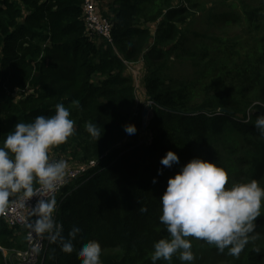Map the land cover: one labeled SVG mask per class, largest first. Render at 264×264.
Here are the masks:
<instances>
[{
  "label": "trees",
  "instance_id": "16d2710c",
  "mask_svg": "<svg viewBox=\"0 0 264 264\" xmlns=\"http://www.w3.org/2000/svg\"><path fill=\"white\" fill-rule=\"evenodd\" d=\"M102 1L107 8L96 2V12L111 22V42L86 33L83 0H0V143L16 123L50 117L61 103L75 122L74 134L48 154H65L75 165L96 160L55 201L52 215L62 236L68 238L73 226L82 230L74 251L64 253L49 238L41 264H81L77 251L88 240L100 243L102 264H152L154 243L169 236L159 220L160 197L180 167L161 165L169 150L180 165L199 157L235 173V183L255 180L264 188V136L255 127L264 115V16L242 61L213 57L201 75L177 79L168 74L170 55L180 56L190 9L175 0ZM259 6L264 9V0ZM127 66L141 76L138 89ZM147 101L152 116L143 127L140 111ZM89 122L103 134L98 141L86 131ZM129 123L137 128L134 135L124 131ZM229 125L243 136L239 168L225 164L215 146ZM38 185L34 180L33 189ZM254 223L239 256L188 237L192 262H182L178 252L156 264H264V207ZM24 234L0 215L2 248L24 249Z\"/></svg>",
  "mask_w": 264,
  "mask_h": 264
},
{
  "label": "clouds",
  "instance_id": "9594fccd",
  "mask_svg": "<svg viewBox=\"0 0 264 264\" xmlns=\"http://www.w3.org/2000/svg\"><path fill=\"white\" fill-rule=\"evenodd\" d=\"M74 123L69 109L58 103L54 115H41L32 122L16 123L7 133L0 143V208L6 205L12 193L23 191L25 196H31L34 180L46 191L56 189L66 165L61 160L50 161L48 152L52 146L64 143L74 134ZM255 127L264 136V115L257 117ZM86 131L97 141L103 135L91 122L86 125ZM124 131L134 135L137 128L129 123L124 125ZM160 163L163 168L180 167L168 178L160 197L159 220L169 236L154 243L152 264L161 259L171 260L178 252L182 262H192L195 257L188 237L215 245L221 253L228 249L229 255L239 256L264 207V188L255 180L226 187L229 177L223 168L199 157L180 165L178 155L171 150ZM163 168L158 169V175L163 174ZM152 182L155 184L156 178ZM54 208L55 200H40L33 209L36 220L29 227L36 233L49 234L51 240L59 241L61 251L70 254L74 251L73 240L82 230L73 226L68 238L62 236L63 229L52 215ZM101 252L98 241L88 240L78 249L77 255L82 258L81 264H102Z\"/></svg>",
  "mask_w": 264,
  "mask_h": 264
},
{
  "label": "rangeland",
  "instance_id": "374dc122",
  "mask_svg": "<svg viewBox=\"0 0 264 264\" xmlns=\"http://www.w3.org/2000/svg\"><path fill=\"white\" fill-rule=\"evenodd\" d=\"M175 1H182L190 9L191 14L182 26L184 39L177 49L180 56H174L173 52L170 55L168 74L173 78H192L201 75L198 72L205 71L204 62L213 57L242 61V55L252 46L256 36L261 32V28L257 27L263 21L264 9L260 8L259 0H191L199 5L193 8L189 7L185 0ZM97 3L101 8H107L105 1L99 0ZM149 26L153 31L155 24ZM182 55L184 57H181ZM194 61L197 63L196 67L193 66ZM126 69V73L131 72L128 66ZM151 116L152 108L149 105H142L140 117L143 127ZM235 129L229 125L226 134L215 146L220 150L225 164L232 163L239 168L241 156L238 149L243 136ZM60 156L55 157L64 161L66 166L76 164V162L72 163L67 155ZM227 174L229 187L235 183L233 179L235 173L227 172Z\"/></svg>",
  "mask_w": 264,
  "mask_h": 264
},
{
  "label": "built area",
  "instance_id": "2783aa9c",
  "mask_svg": "<svg viewBox=\"0 0 264 264\" xmlns=\"http://www.w3.org/2000/svg\"><path fill=\"white\" fill-rule=\"evenodd\" d=\"M97 0H83V22L86 33L103 38L107 42H111V22L105 17H101L96 12ZM135 88L139 87V74L131 68ZM146 106L151 105V101H147ZM149 120V119H148ZM146 125V124H145ZM50 161L59 160L57 157L49 155ZM96 166V160H89L74 166H66L62 180L57 184L54 191H46L39 184L33 189L31 196H25L24 193L13 195L10 200L0 208V215L4 218L9 227H20L24 229L26 247L24 249H12L11 252L0 247L4 256L5 264H41L44 260L47 250L49 234H40L33 231L29 227L34 223L36 216L33 209L40 200L50 201L57 198L62 188L69 181L82 176L88 169ZM57 207V206H55Z\"/></svg>",
  "mask_w": 264,
  "mask_h": 264
},
{
  "label": "crops",
  "instance_id": "0c3cea01",
  "mask_svg": "<svg viewBox=\"0 0 264 264\" xmlns=\"http://www.w3.org/2000/svg\"><path fill=\"white\" fill-rule=\"evenodd\" d=\"M51 200H55V201H56V197H55V198H53V199H51ZM51 200H50V201H51ZM0 247H1V246H0ZM0 251H1V250H0ZM1 252H2V251H1ZM3 257H4V256H3Z\"/></svg>",
  "mask_w": 264,
  "mask_h": 264
}]
</instances>
